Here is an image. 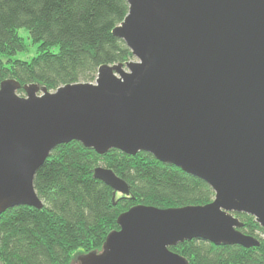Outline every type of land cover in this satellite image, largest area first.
Masks as SVG:
<instances>
[{"label":"water","instance_id":"95a60500","mask_svg":"<svg viewBox=\"0 0 264 264\" xmlns=\"http://www.w3.org/2000/svg\"><path fill=\"white\" fill-rule=\"evenodd\" d=\"M128 3L113 34L132 60L56 91L1 83L0 214L42 209L36 173L56 147L77 141L99 155L147 153L204 181L215 197L180 208L136 205L101 251L80 253L75 264H189L170 247L192 240L259 246L237 215L264 228V0ZM94 177L115 196L130 195L111 168L97 166Z\"/></svg>","mask_w":264,"mask_h":264},{"label":"trees","instance_id":"16d2710c","mask_svg":"<svg viewBox=\"0 0 264 264\" xmlns=\"http://www.w3.org/2000/svg\"><path fill=\"white\" fill-rule=\"evenodd\" d=\"M128 11V0H0V86L11 78L56 91L94 82L102 65L132 60L131 50L113 34ZM20 28L39 44L30 61L13 58L26 49ZM101 165L127 182L129 196H115L94 177ZM34 186L42 209L18 206L0 214V264H75L78 254L101 251L108 234L119 229L118 217L136 205L180 208L215 197L204 181L147 153L112 149L99 155L77 141L51 152ZM237 216L241 231L255 236L259 246L192 240L170 249L189 264H264V228L251 215Z\"/></svg>","mask_w":264,"mask_h":264},{"label":"rangeland","instance_id":"374dc122","mask_svg":"<svg viewBox=\"0 0 264 264\" xmlns=\"http://www.w3.org/2000/svg\"><path fill=\"white\" fill-rule=\"evenodd\" d=\"M19 34L25 41L26 49L17 52L15 55H13V58L30 61L33 57L38 54L39 44L32 41L27 28H20Z\"/></svg>","mask_w":264,"mask_h":264}]
</instances>
